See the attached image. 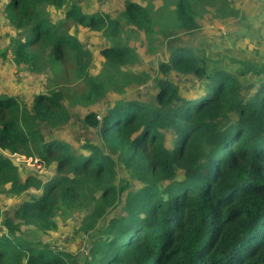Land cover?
<instances>
[{
	"label": "trees",
	"instance_id": "obj_1",
	"mask_svg": "<svg viewBox=\"0 0 264 264\" xmlns=\"http://www.w3.org/2000/svg\"><path fill=\"white\" fill-rule=\"evenodd\" d=\"M160 1L125 0L131 31L123 36L121 17L88 13L78 0H8L12 60L33 72L51 69L62 84L31 104L0 94V194L39 190L5 216L0 264H75L38 233L78 214L88 220L86 231L103 222L83 264H264V63L233 59L239 66L232 71L163 32L175 39L157 75L134 70L132 33L150 47L167 15L182 33L201 27L200 12L240 15L233 0ZM80 26L111 40L98 73L88 71L91 52L73 32ZM67 63L79 68V85L64 78ZM174 76L193 85L184 93ZM150 80L155 102L119 98L102 118L91 109L110 92ZM67 104L86 106L77 118L96 129L97 138L81 145L86 153L43 132L69 123ZM22 155L43 169L16 160ZM21 164L33 173L22 178ZM50 167L53 175L43 180Z\"/></svg>",
	"mask_w": 264,
	"mask_h": 264
},
{
	"label": "rangeland",
	"instance_id": "obj_2",
	"mask_svg": "<svg viewBox=\"0 0 264 264\" xmlns=\"http://www.w3.org/2000/svg\"><path fill=\"white\" fill-rule=\"evenodd\" d=\"M85 11L94 12L100 10L103 13H108L112 17H121L124 24V30L121 33L123 36L130 33L126 24V19L122 18L124 11L125 0H78ZM141 1V0H137ZM160 3L161 1L158 0ZM235 7L239 8V17L226 18L223 23L224 30L221 29L222 20L214 15V10L200 12L198 20L201 27L192 33H182L171 26V18L166 16L167 23L165 25H156L158 31L155 39L149 47L143 37L131 34V44L136 47V57L133 69L142 72L146 71L152 77L157 75L159 62L162 59H167L169 56L168 44L170 40L175 39L173 36L163 37V32H175V37L182 45H189L197 50H201L210 58L219 59L222 65L226 68L235 71L239 66L233 59H247L260 65L264 63V0H234ZM8 0H0V51L5 52V57L0 58V94L7 93L14 95L24 100L27 104H31L33 97L41 92H48L57 86V83L62 84V81L54 74L51 69H46L42 72H33L29 68L18 67L12 60V53L9 48L10 36L15 34V30L7 23L5 17V7ZM143 2V1H142ZM157 4V3H156ZM160 5V4H157ZM122 15V16H121ZM221 23V24H220ZM221 26V27H220ZM165 28V30H164ZM73 32L81 39L87 49L91 52V61L88 66V71L92 74L100 72L103 64V56L101 50L104 46L111 43L101 31H94L84 27L74 28ZM130 35V34H129ZM168 42V43H167ZM79 68L72 63L66 64V70L63 74L64 78L71 85H79L82 81ZM251 76V75H250ZM246 76L244 80L251 81L254 76ZM176 80L181 81L182 92L188 91L193 85L191 77ZM151 83L144 88L141 85ZM138 86L128 88L124 93L117 94L110 92L106 99L100 101L92 110L100 111V118L104 113L107 104L113 103L117 99H142L146 102H155L156 89L153 85V80L147 81ZM69 106L72 118L68 124L57 129L43 128V132L49 138H58L70 143L78 152H85L81 145L86 140H95L97 138L96 129L87 128L77 116L83 118L87 112V107L84 105ZM16 160L25 162L28 166H35L34 159L26 156L17 157ZM33 161V162H32ZM26 165L21 164V177L33 173ZM43 171L47 173L43 175V180H49L53 175L54 167L46 168ZM39 190L23 192L19 196H9L6 193L0 194V229L4 227V219L8 211L12 207L19 204L23 198L29 197L30 194H37ZM57 227L49 230L47 233L39 232L38 235L46 243L53 247H57L70 253L76 263L83 264V258L87 254V245L90 243L93 236L98 235L99 229L103 224L100 221L94 229L89 231L84 230L85 220L84 214L73 216L57 217ZM5 229V228H4ZM85 255H84V254Z\"/></svg>",
	"mask_w": 264,
	"mask_h": 264
},
{
	"label": "built area",
	"instance_id": "obj_3",
	"mask_svg": "<svg viewBox=\"0 0 264 264\" xmlns=\"http://www.w3.org/2000/svg\"><path fill=\"white\" fill-rule=\"evenodd\" d=\"M221 29L222 30H224V27L222 26L221 27ZM151 83H146V84H144V85H141V88H144L145 86H148V85H150ZM30 158H32V157H30ZM32 159H34L35 160V162H33V164L38 168V169H43V165H42V162H40L37 158H32Z\"/></svg>",
	"mask_w": 264,
	"mask_h": 264
},
{
	"label": "crops",
	"instance_id": "obj_4",
	"mask_svg": "<svg viewBox=\"0 0 264 264\" xmlns=\"http://www.w3.org/2000/svg\"><path fill=\"white\" fill-rule=\"evenodd\" d=\"M134 1H137V0H134ZM233 1H234V0H233ZM234 2H235V1H234ZM144 3H146V1H144ZM156 3H157V4H161L158 0H156ZM221 20H222V24L220 23L221 26H222V25L225 26L223 23L226 21V19H221ZM221 26H220V27H221Z\"/></svg>",
	"mask_w": 264,
	"mask_h": 264
}]
</instances>
